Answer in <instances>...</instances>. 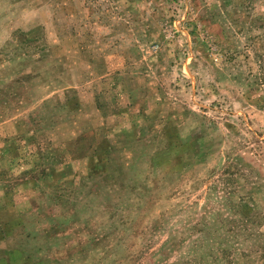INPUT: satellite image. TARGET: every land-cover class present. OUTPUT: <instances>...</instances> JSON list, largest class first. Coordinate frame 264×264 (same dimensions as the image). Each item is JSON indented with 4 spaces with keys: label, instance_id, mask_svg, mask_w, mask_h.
I'll return each mask as SVG.
<instances>
[{
    "label": "rangeland",
    "instance_id": "1",
    "mask_svg": "<svg viewBox=\"0 0 264 264\" xmlns=\"http://www.w3.org/2000/svg\"><path fill=\"white\" fill-rule=\"evenodd\" d=\"M0 264H264V0H0Z\"/></svg>",
    "mask_w": 264,
    "mask_h": 264
}]
</instances>
